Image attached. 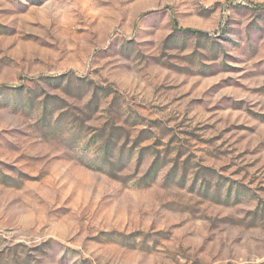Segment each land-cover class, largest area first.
Instances as JSON below:
<instances>
[{
	"label": "rangeland",
	"instance_id": "374dc122",
	"mask_svg": "<svg viewBox=\"0 0 264 264\" xmlns=\"http://www.w3.org/2000/svg\"><path fill=\"white\" fill-rule=\"evenodd\" d=\"M263 5L0 0V264H264Z\"/></svg>",
	"mask_w": 264,
	"mask_h": 264
},
{
	"label": "trees",
	"instance_id": "16d2710c",
	"mask_svg": "<svg viewBox=\"0 0 264 264\" xmlns=\"http://www.w3.org/2000/svg\"><path fill=\"white\" fill-rule=\"evenodd\" d=\"M264 6V5H263ZM174 29L178 32H184V33H189V34H198V35H207L204 32L193 30V29H184L181 28L176 22L174 23Z\"/></svg>",
	"mask_w": 264,
	"mask_h": 264
}]
</instances>
